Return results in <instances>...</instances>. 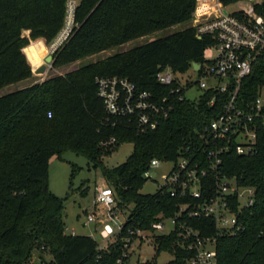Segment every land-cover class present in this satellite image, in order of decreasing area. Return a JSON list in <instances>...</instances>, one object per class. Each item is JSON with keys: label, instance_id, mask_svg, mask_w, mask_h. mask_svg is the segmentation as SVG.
Returning <instances> with one entry per match:
<instances>
[{"label": "trees", "instance_id": "trees-1", "mask_svg": "<svg viewBox=\"0 0 264 264\" xmlns=\"http://www.w3.org/2000/svg\"><path fill=\"white\" fill-rule=\"evenodd\" d=\"M72 1V0H71ZM73 24L53 52L51 68L79 61L129 40L188 22L195 0H73ZM69 0H0V88L28 79L64 27ZM23 31L28 34L24 35ZM67 33H63L62 37ZM38 39V40H35ZM209 35L198 38L191 26L154 38L127 51L81 64L63 74L0 95V264H115L125 251L128 230L152 232L159 214L173 217L185 201L157 190L139 191L152 159L174 161L180 150L199 147L197 134L220 112L226 94L204 90L196 101L171 95L172 110L155 130L140 133L134 120L105 111L97 95L98 77H124L139 91L157 97L169 87L156 73H174L203 65ZM264 89V51L251 64L238 99L250 102ZM215 95V96H214ZM214 96V104L208 102ZM130 143L132 153L111 169L101 160L118 145ZM115 147V149H114ZM83 157L100 168L111 187L116 209L127 211L122 231L105 249L90 236L66 233L64 202L48 186L51 158L65 153ZM69 190L79 171L71 164ZM219 171L239 186L253 189V204L239 216L243 228L216 240V264H264V125H258V153L242 157L227 150ZM203 196L214 194V178ZM69 194H67L68 196ZM235 209V199H230ZM130 207V208H129ZM204 235L214 233L212 220H189ZM156 255L167 253L168 264H184L175 233L153 236ZM135 235L131 240H135ZM44 256L50 259L46 261ZM156 263L155 261H153Z\"/></svg>", "mask_w": 264, "mask_h": 264}, {"label": "built area", "instance_id": "built-area-1", "mask_svg": "<svg viewBox=\"0 0 264 264\" xmlns=\"http://www.w3.org/2000/svg\"><path fill=\"white\" fill-rule=\"evenodd\" d=\"M244 1L249 2L247 7L242 5ZM231 5L234 7L228 9ZM71 7L72 2L68 8ZM188 23L195 28L198 38L209 35L213 40L205 49V58L209 62L199 64L197 69L192 67L197 80L183 76L185 72L174 73L165 67L156 73V79L169 87V95L157 97L152 92L139 91L127 78L118 76L98 77L96 88L105 111L134 120L140 133L155 130L159 122L169 116L172 110L170 96L175 93L179 99L188 101H196L204 90H212L215 95L226 94L219 114L197 134L199 147L181 149L180 156L174 161L152 159L145 173L147 176L151 168H158L161 163L172 164L158 190L185 201L173 217L159 214L151 224L152 232L148 233L160 236L155 234L166 229V234L175 233L181 250L191 253L184 264H216L217 238L237 235L243 228L239 216L253 204V189L239 186L234 178L222 175L219 166L221 155L227 150L242 157H253L258 153V125H264V89L246 103L238 99V91L252 62L264 51V0H195ZM194 86L198 88V95L188 98L186 93ZM214 96L208 102L210 106L214 104ZM211 177L216 180L214 194L207 198L203 196V190L210 189ZM233 198L235 209L231 206L230 199ZM92 204L102 207L110 217L115 215L116 203L111 189L96 187ZM202 218L212 220L213 234L204 235L188 224L189 220ZM94 221V215L86 217V223ZM98 223L108 238L115 240L122 231V225L114 230L103 220ZM144 233L147 232L128 230L123 240L125 251L115 264H129L135 241L131 236L135 235L139 240V237L144 238ZM172 260L171 256L164 264ZM140 264L157 263L145 261Z\"/></svg>", "mask_w": 264, "mask_h": 264}, {"label": "rangeland", "instance_id": "rangeland-1", "mask_svg": "<svg viewBox=\"0 0 264 264\" xmlns=\"http://www.w3.org/2000/svg\"><path fill=\"white\" fill-rule=\"evenodd\" d=\"M70 2H72V7L71 9L68 8L67 10V17L64 27L59 33L60 37H62L63 33L66 30L69 33L73 24V9L76 1L69 0L67 5L68 7ZM242 5L247 7L249 5V2L244 1ZM233 7L234 5H231L228 7V9H232ZM188 25V22L179 23L169 28L158 30L145 36L129 40L121 45L111 47L91 56H87L79 61H75L70 64H65L55 68L49 67L43 73H35L31 66L32 76L30 78L0 88V95L28 86L31 83L42 81L43 79H46L50 76L63 74L81 64L93 62L117 52L127 51L132 47L138 46L154 38L166 35L175 30H180L184 27H187ZM23 34L27 35L28 32L23 31ZM67 35L64 36L67 37ZM58 36L51 44H45L46 53L44 57L40 59L39 65L45 64L48 67V64L45 63V57L51 53L52 44L58 41ZM56 44H59V42H57ZM207 54H210L208 50ZM183 76H190L192 80L198 79L197 73L193 69L187 70L185 72V75ZM196 95H198L197 86H194L190 91L186 93V96L188 98L195 97ZM262 95L264 96V90L262 91ZM132 150V144H120L114 151L110 153V155L103 157L101 162L106 169H111L123 163L132 153ZM70 163L75 164L79 168V171L72 180L71 190H69V178L71 172ZM171 165L172 164L170 163H161L158 168H151L146 176L148 180L143 185L139 193L154 194L158 190V187L162 184V177L171 167ZM48 186L50 192L57 197L67 198L64 202L63 210V220L66 225L67 234H71L73 230L76 235L90 236L97 242L98 246L101 248L106 247L109 243H112L114 241V237L108 238L103 233L102 228L97 227V224L100 220H103L104 223L109 224L115 230L118 225H123L125 223L127 211L116 209L115 215L110 217L102 207L98 205L94 206L92 204L96 187H100L102 189L106 188V190L111 189V187L104 181L100 168L94 169L92 165L89 164L83 157L75 156L74 154L67 152L63 155L62 160L51 158L49 162ZM67 194L69 195L67 196ZM114 207H116V204ZM89 214L94 215L96 221L86 223V217ZM167 232L168 229L162 232H157L155 235H162L166 234ZM143 237L144 238L139 237V240L135 239L134 249L130 252L129 256V264H138V261L140 263L145 261H155L157 264H164L171 259V256L164 252L155 256L156 245L154 243L153 234L147 232L143 234ZM44 259L48 261L50 258L48 256H44ZM35 260L36 264H40L37 259Z\"/></svg>", "mask_w": 264, "mask_h": 264}, {"label": "water", "instance_id": "water-1", "mask_svg": "<svg viewBox=\"0 0 264 264\" xmlns=\"http://www.w3.org/2000/svg\"><path fill=\"white\" fill-rule=\"evenodd\" d=\"M64 39V36L63 37H60V35L58 36V41L59 44L63 41ZM57 42L53 43L52 44V50H51V53L48 54L46 57H45V63L48 64V67L47 65L45 64H41L39 67H37V69H35V73H43L45 72L49 67H51L52 65V62H53V59H54V56H53V52L55 51V49L58 47L59 44H56ZM199 67V64H196V63H193V68L194 69H197ZM130 208V207H129Z\"/></svg>", "mask_w": 264, "mask_h": 264}, {"label": "crops", "instance_id": "crops-1", "mask_svg": "<svg viewBox=\"0 0 264 264\" xmlns=\"http://www.w3.org/2000/svg\"><path fill=\"white\" fill-rule=\"evenodd\" d=\"M99 223L97 224V227H98ZM72 235H76V233L72 230L71 232Z\"/></svg>", "mask_w": 264, "mask_h": 264}]
</instances>
